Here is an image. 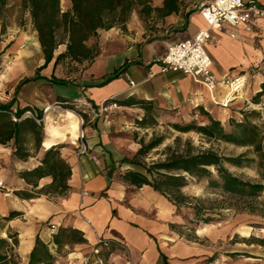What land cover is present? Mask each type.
I'll return each mask as SVG.
<instances>
[{"label": "crops", "instance_id": "crops-1", "mask_svg": "<svg viewBox=\"0 0 264 264\" xmlns=\"http://www.w3.org/2000/svg\"><path fill=\"white\" fill-rule=\"evenodd\" d=\"M206 1L149 0L146 5H136L124 24L99 30L98 53L73 85H59L47 79L52 63L39 71L46 78L21 83L24 78L33 77L44 63L30 16L29 28L18 27L15 39L0 35V50L8 51V47L14 46L17 52L12 70L0 66V90H7L0 103L14 99L11 112L25 106L31 108L34 116L43 112L38 142L32 132L24 129L17 144L13 139L0 142V179L8 190H0V236L6 237L9 231L17 234L16 251L24 264L37 236L53 256L48 264H67L68 260L83 256H90L91 264H124L114 247L93 253L97 236L112 235L126 242L138 264H221L226 258L224 254L214 257L209 247L181 239L171 227L179 223L176 206L149 185L136 187L124 181V172L116 168L123 158L132 159L136 154L130 157L115 146V142H124L119 132L134 122L140 125L155 109L179 115L186 121L198 119L201 124L208 121L206 112L223 124L230 118L243 120L242 111L248 102L243 89L234 94L228 86L219 84L209 91L193 76L163 71L154 62L170 44L192 39L204 27L198 8ZM257 1L264 5V0ZM60 2L70 7L69 0ZM206 49L219 80L246 78L264 60V36L226 27L211 32ZM77 97L94 105L107 101L115 106L105 117L83 115L88 154L79 156L76 139L68 134L55 140L52 145L58 146L59 157L68 164L71 174L67 190L60 194L50 192L52 175L37 178L25 172L41 164L49 147L45 145L49 139L46 114L51 117L53 129L67 131V120L61 121V117L68 111L52 109L47 113L44 107ZM22 117L24 128L27 116ZM75 118L79 122L76 115ZM17 146L21 147L19 154H15ZM93 155L99 163L92 160ZM11 212L16 214L7 218ZM70 230L74 232L69 235ZM211 255L213 259L207 261ZM241 263L264 264V260L250 257Z\"/></svg>", "mask_w": 264, "mask_h": 264}, {"label": "trees", "instance_id": "trees-1", "mask_svg": "<svg viewBox=\"0 0 264 264\" xmlns=\"http://www.w3.org/2000/svg\"><path fill=\"white\" fill-rule=\"evenodd\" d=\"M70 7L61 9L60 0H22V7L28 11L34 30L41 47L44 63L36 69L33 77L24 78L21 83L36 78H46L39 71L52 63L53 69L50 82L59 85L76 84L83 70L93 62L98 53L99 30H106L117 24H124L136 5H146L149 0H69ZM3 6L6 0H0ZM124 71V68L121 70ZM77 74V75H75ZM118 72L108 77L106 82L116 77ZM105 82V83H106ZM17 87L15 89L16 93ZM260 93V92H259ZM260 94H258L259 96ZM258 96L253 98L254 103H259ZM62 99L60 101H66ZM14 104V99L6 103H0V142L5 143L11 139L15 144L20 140L22 130H29L39 141V130L42 129V111L35 117H26V126L21 127L22 115L31 108L25 106L17 108L14 115L19 118L13 120L9 111ZM208 121L200 124L195 120L189 122H174L172 127L179 132L188 133L195 131L209 141H223L235 146L246 147L244 152L238 155L225 156L212 147L202 145L194 146L190 139L185 141L180 148V137L175 138V146H167L164 159L145 164L138 160V156L146 154L157 147L163 141L162 137L152 138L147 144H142L132 159L121 160V163H129L139 166L143 172L127 170L123 173L124 181L141 187L146 184L164 195L176 208L190 207L197 221L204 223L221 220V212L204 204L200 196H191L183 192V188L189 183V179L205 180L210 190L217 191L231 200L229 209L236 212L258 211V198L264 195V124H258L251 120L250 116H261L256 110L242 111L243 120L237 121L230 118L226 123L214 119L206 112ZM46 131L49 139L45 145L48 147L44 153L41 164L25 175H34L37 178L52 175L50 192L63 193L68 189L67 178L71 171L68 164L59 157L58 146L52 145L58 138L76 139L79 122L75 115L67 112L61 121L67 120V131L59 132L53 129L52 120L46 114ZM145 122L141 121L143 125ZM20 146H17L15 154H19ZM252 154V156L250 155ZM256 162L261 180L253 181L244 179L232 173L227 165L244 167ZM110 175V172H109ZM28 195H30L28 193ZM209 200V199H207ZM11 212L7 218L15 215ZM219 214L220 218L214 215ZM74 230L69 231V235ZM68 235V234H67ZM56 240V239H55ZM58 241V240H57ZM264 243V239L258 240ZM17 234L9 231L6 237L0 236V264H23L19 257L17 246ZM165 259V257L163 256ZM53 261L49 248L38 236L30 253L27 264H48Z\"/></svg>", "mask_w": 264, "mask_h": 264}, {"label": "rangeland", "instance_id": "rangeland-1", "mask_svg": "<svg viewBox=\"0 0 264 264\" xmlns=\"http://www.w3.org/2000/svg\"><path fill=\"white\" fill-rule=\"evenodd\" d=\"M60 5L62 10L69 8L61 2ZM28 17V11L22 7V0H6L5 5L2 6L0 4V35H6L8 38L14 37L15 39L18 35V27L25 30L29 28L27 26ZM12 42L15 41L12 40ZM14 49V46H10L7 48L8 51L0 50V66L8 67L12 70L13 66H15L14 55L17 53ZM252 69H254L255 73H251L245 78L243 87L248 101L245 102L244 106L248 112L252 110L260 112L261 116L258 119L256 116H250V118L262 125L264 124V60ZM257 72H259L258 76H255ZM5 93H7V90H0V97L4 96ZM258 94L260 95L258 96ZM255 96H258L259 103L253 102ZM70 108L73 107L70 106ZM194 120L200 123L198 119ZM184 121L186 120L179 115L155 109L151 114L145 116L143 125L134 122L119 132V137L124 142H115V146L126 151L130 157H133L142 144H147L152 138L162 137L163 141L160 145L149 150L146 154L138 156L137 159L145 164L164 159L166 147L169 145L175 146L176 137L181 138L180 148L184 147L187 139H190L194 146L212 147L225 156L238 155L246 150V147L235 146L223 141H209L195 131L182 133L172 127V123ZM226 127L229 129L227 123ZM250 155L252 156V154ZM119 167L121 172H126L130 167L143 171L139 166L132 167L123 163L116 165L117 169ZM227 167L232 173L244 179L261 180L256 162L244 167L229 165ZM183 192L191 196L202 197L204 204L214 208L215 212L219 210L222 217L220 221L213 220L212 222L204 223L196 220L190 207L176 208L175 214L178 216L179 223L177 225L172 224L171 227L181 239L209 247L214 252V257L224 254L226 258L221 264H242L243 260H247L250 257L264 260V243L258 241L264 239V195L258 198V211L250 213L248 211L236 212L234 209L226 208L236 201L207 188L205 180L190 178L189 183L183 188ZM214 216L220 218L219 214ZM212 259L213 255L206 260L211 261ZM133 262L138 264L134 260Z\"/></svg>", "mask_w": 264, "mask_h": 264}, {"label": "built area", "instance_id": "built-area-1", "mask_svg": "<svg viewBox=\"0 0 264 264\" xmlns=\"http://www.w3.org/2000/svg\"><path fill=\"white\" fill-rule=\"evenodd\" d=\"M198 12L205 23L204 27L200 28L192 39L170 44L165 54L156 57L154 62L158 63L163 71H179L193 76L202 82L209 91L219 84H224L229 87L232 93L237 94L243 89L245 78L238 76L219 80L214 73L213 62L206 49L207 44L213 30H223L226 27L243 29L264 36V5H261L257 0H208L199 6ZM130 84L133 85L134 82L130 80ZM114 106L113 103H107V101L94 105L84 98L77 97L47 105L43 110L44 112L52 109L71 111L77 116L80 122L77 132V154L80 156L88 154L90 149L82 126L83 115L88 114L92 118L105 117ZM9 113L13 120L19 119L13 112L9 111ZM25 115L40 121L32 111H26L22 116ZM91 158L95 163L100 162L97 156L93 155ZM0 190L8 192L1 179ZM51 228L54 229L55 225L52 224ZM111 247L121 253L124 264H134L128 245L118 236H97L93 253L99 254L101 248ZM67 264H91V257L83 256L81 259H71L67 261Z\"/></svg>", "mask_w": 264, "mask_h": 264}, {"label": "bare ground", "instance_id": "bare-ground-1", "mask_svg": "<svg viewBox=\"0 0 264 264\" xmlns=\"http://www.w3.org/2000/svg\"><path fill=\"white\" fill-rule=\"evenodd\" d=\"M48 113V112H47ZM68 113L73 114L71 111H68ZM74 115V114H73Z\"/></svg>", "mask_w": 264, "mask_h": 264}]
</instances>
